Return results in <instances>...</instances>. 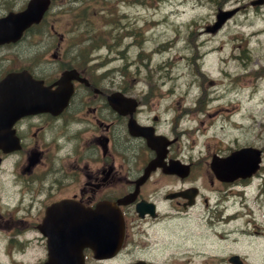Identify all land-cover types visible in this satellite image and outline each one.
Segmentation results:
<instances>
[{"label": "flooded vegetation", "instance_id": "1", "mask_svg": "<svg viewBox=\"0 0 264 264\" xmlns=\"http://www.w3.org/2000/svg\"><path fill=\"white\" fill-rule=\"evenodd\" d=\"M32 2L42 15L18 33ZM146 3L0 0V264L264 262L255 209L243 210L264 184V123L263 140L245 143L260 149L257 169L220 179L210 158L228 147L190 161V97H164L102 58L112 48L92 17H107L102 38L128 54L153 21L118 6ZM35 93L46 98L30 107ZM152 146L161 157L149 165Z\"/></svg>", "mask_w": 264, "mask_h": 264}, {"label": "rangeland", "instance_id": "2", "mask_svg": "<svg viewBox=\"0 0 264 264\" xmlns=\"http://www.w3.org/2000/svg\"><path fill=\"white\" fill-rule=\"evenodd\" d=\"M218 1H221L220 5ZM233 5H240L241 11L220 32L198 34L197 40L205 44L201 57L202 70L207 76L203 79L195 69L191 48H187V23L196 19L203 27L213 19L211 16L218 6ZM130 11L134 15L136 8L132 7ZM137 12L147 20L155 18L157 23L151 31L158 36L143 43L145 53L142 56H145L138 71L134 58L120 59L114 53L106 57L111 62L108 65L122 66L132 79V74L145 78L147 68L154 69L157 64H161L157 74L159 82L163 81L168 88H172L173 98L190 97V106L194 105L193 100L199 94L207 100L199 110L191 107V159L203 162L207 147L221 149L236 143L262 141L263 138H257V132L260 128L258 120L264 121V76H256L250 71L252 64L258 65L256 57L264 60V4L258 9L251 7L249 0H152L151 5L141 7ZM96 26L100 24L96 23ZM103 30V27H99L101 33ZM242 36L248 40L241 39ZM166 41V46L152 50L157 44ZM244 47L251 55L250 63L246 58L239 60L237 55L244 53L241 51ZM261 134L264 137V133ZM255 186L250 199H243L246 201L243 210L245 204L255 209L261 233L264 232V193L261 191L259 195ZM261 186L264 189V184ZM255 199L258 201L256 204L252 203ZM200 210L194 211L197 217L200 216ZM193 227H202L200 219H195Z\"/></svg>", "mask_w": 264, "mask_h": 264}, {"label": "water", "instance_id": "3", "mask_svg": "<svg viewBox=\"0 0 264 264\" xmlns=\"http://www.w3.org/2000/svg\"><path fill=\"white\" fill-rule=\"evenodd\" d=\"M258 1V0H257ZM234 12V9L232 10H219L217 12V20L213 24V26L210 28L212 30L216 29L229 15H231ZM259 161V156L256 150L251 148H243L240 150H237L235 152H232V154L225 160L222 161H215L217 164V168L219 172H225L228 174L231 173H240L242 171H246L249 168H252L253 166H256V164ZM242 163L243 168L235 170L234 168H221V164H232V163Z\"/></svg>", "mask_w": 264, "mask_h": 264}, {"label": "bare ground", "instance_id": "4", "mask_svg": "<svg viewBox=\"0 0 264 264\" xmlns=\"http://www.w3.org/2000/svg\"><path fill=\"white\" fill-rule=\"evenodd\" d=\"M241 107H242V105H240ZM239 109H240V107H239ZM238 110V109H237ZM228 115V114H227Z\"/></svg>", "mask_w": 264, "mask_h": 264}]
</instances>
